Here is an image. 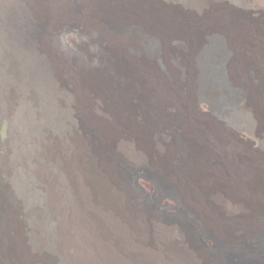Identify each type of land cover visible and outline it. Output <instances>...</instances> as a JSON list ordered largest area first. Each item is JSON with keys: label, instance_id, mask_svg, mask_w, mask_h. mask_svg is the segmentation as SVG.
Listing matches in <instances>:
<instances>
[{"label": "bare ground", "instance_id": "bare-ground-1", "mask_svg": "<svg viewBox=\"0 0 264 264\" xmlns=\"http://www.w3.org/2000/svg\"><path fill=\"white\" fill-rule=\"evenodd\" d=\"M112 1L105 10L119 17L121 25L131 21L130 15L138 16L131 18L136 22H144L135 34L126 26L127 31L118 30L109 20L107 27L117 37V48L106 50V61L114 71L116 68V78L103 75L101 63L71 68L49 55L28 58L11 79L7 70L0 76L1 89L9 90L10 83L14 84V105L7 101L2 105L4 112L12 114L14 126V156L8 160V170L27 173L42 169V156L37 154L41 148L34 137L50 136L57 147L69 144L68 155L54 153L44 160L50 201L62 213L60 233L53 230L40 198L26 199L24 189L21 187V193L20 185H15L29 213L25 216L16 204L0 202V264H223L204 250L191 248L180 225H163L145 210L141 196H132L122 170L117 169L118 158L111 155L118 141L131 163L153 168L177 187L178 206L196 215L200 230L215 232L228 247L264 234V148L240 146L235 138L238 133L255 135L249 121L243 120L249 114L256 116L264 131V82L256 69L260 63L264 65V22L251 18L243 24V16L232 19L212 5L200 4L202 0H191L195 4L191 9L195 16L190 13L193 24L209 15L215 25L212 32L220 37L217 47L206 48L205 61L213 74L205 94L199 97L196 60L202 45H191L185 53V49L168 48L171 38L192 41L194 35L187 23L191 18L186 15L174 29L159 14V0ZM140 31L155 41L152 55L146 40H139ZM196 39L195 44L200 37ZM135 47L136 52L127 57ZM19 48H24L21 43ZM219 52L225 53L221 62ZM177 58L179 65L174 64ZM215 65L221 66L225 84L244 92L233 101L232 109L224 105L233 119L212 106L214 96L220 100L228 96L226 89L216 87ZM118 75L123 78L118 80ZM48 90L77 97L84 116L76 119L61 110L49 100ZM134 93L151 100L150 109L161 118L168 113L166 109L181 117L173 125L185 143L179 153L176 140L167 142L172 135L155 133L158 130L154 132L146 123L144 112L130 99ZM94 99L102 104L95 113ZM64 134L67 140L61 144ZM67 187L74 200L61 203L58 194ZM3 209L11 218L7 219ZM41 230L46 235L40 234ZM241 256L262 264L264 249L247 247Z\"/></svg>", "mask_w": 264, "mask_h": 264}, {"label": "rangeland", "instance_id": "rangeland-1", "mask_svg": "<svg viewBox=\"0 0 264 264\" xmlns=\"http://www.w3.org/2000/svg\"><path fill=\"white\" fill-rule=\"evenodd\" d=\"M159 1L160 4H158L159 7H157V9H159V14L166 20L168 26L170 25L174 29L182 23V18L186 15L189 16V18L192 17L190 13L195 16V14L191 12V9L195 7V4L191 0L183 2L179 0L178 3L172 0ZM202 3L204 5H212V8L224 12L225 15L232 19L243 16V19L246 20L242 21L243 24L248 23L247 21L251 18L259 22H264V0H202L200 4ZM112 4V0H0V76H4L5 70H7L6 75L9 73L8 76L9 79H11L14 77L13 71L16 70L20 64H24L28 58L32 56L35 58L48 57L47 55H49V59L53 58L57 63H64V66H70L71 68L77 65H84L90 68L94 64L97 65L101 63L100 68L105 72L102 74L116 78V68L114 71L106 61V50L117 48V43L114 41L117 37L112 34V31H109L107 24L109 20H112L118 30L122 29L123 31H127L124 27L126 26L129 31H133V33L136 34L138 33L137 31H139L137 29H139L140 25L144 22H136L131 18L138 19V16L135 17L132 15L131 17L130 15L128 18L133 22L126 21L125 25H121L119 17H113L110 12L105 10L106 6L110 7ZM207 16L201 17L197 20L198 23L196 24H193L194 21L192 18L189 20L190 22H187L190 26L188 31H192V35H194L190 43H188V38L185 39L184 37L178 39L171 38L168 41L169 49H174L175 51H182L185 49L186 51L182 53L187 52L191 45H194L193 47L202 45L197 56L198 60H196L200 71V84L197 92L199 97L205 94L208 78H211L213 74L205 61L208 55V49L206 48L217 47L220 43L219 35L212 32L215 26L212 25V17L209 15ZM136 23L139 25H135ZM198 36L200 40L195 44ZM138 37L139 40H146V49L148 53L152 55L155 41L144 36L141 31ZM19 43L24 47L22 50L19 48ZM123 45L125 49L128 48L127 45ZM136 50L137 47L133 48L130 54H127V57L130 58ZM250 50L253 51V49ZM119 51H122L120 43ZM219 56L218 59L221 62L225 58V53L219 52ZM250 56L252 61L253 55L250 54ZM179 60L180 59L177 58L174 64L177 65ZM60 68H62V64ZM258 68V73L261 75L264 82V65L260 63V66L256 69ZM213 71L215 74L214 79H217L216 87L220 90L226 89L228 96L223 100L214 96L211 100L212 106L220 114H227V116L233 119V113L228 112L227 109L226 112L224 105H228L229 109H232L233 101L236 100V98H241L244 92L229 87L227 83L225 84L221 66L218 68L215 65ZM122 78V76L118 75V80ZM65 79L67 80L69 90L73 93V86L68 81L67 76H65ZM8 88L9 90L0 88V202L6 201L10 205L14 203L16 206L20 207L23 213L25 211V216L28 215L29 209L24 206L25 202L20 198V192L15 189V185H20V191L22 187L24 192L22 193L21 191V193L25 195L26 199L40 198L39 200L42 205L47 208L48 217L50 218L53 230L59 232L58 229H61L60 227L63 222L62 213L58 210L59 206L50 201L49 187L47 185L49 183L48 166L44 160L45 158L51 157L54 153L59 157L68 155L69 144L57 147V145L53 144L54 141L50 136L43 137L39 135L40 137H34V139L39 142V148H41L37 154H41L42 156V160L40 161L44 164L42 169L38 170V172L27 170V173L8 170V160L11 156H14L11 150V144L14 140V126L11 119L12 114L10 112H4L2 110V105L5 101L14 105V84L10 83ZM47 93L50 96L49 100L61 110L63 109L76 119L84 116L83 111L85 109L79 105L77 97L68 96L67 93H61L59 90H48ZM140 95L139 93H134L131 96L130 99H132L133 105L139 107L144 112L145 121L147 120L146 123L150 124L149 126L154 132L158 130L155 133H163L164 131L165 134L172 135V139H167V142H174L176 140L174 143L176 146L179 145L177 147L179 153L181 147H183L185 143L180 139L181 137L173 125H176L181 117L178 114H173L172 110L166 109L168 117L166 114V118H161L155 111L150 109L151 105L149 102L152 101L149 99H142ZM93 102L96 109L92 108V112L95 113L102 104L99 99H94ZM92 112L91 114H93ZM35 115L38 118L40 117L38 112ZM255 117L256 116L252 114L243 117V120L249 121L250 131L255 133V135L247 136L245 133H238L235 135V138L238 140L240 146H246L252 150H259L260 148H264V131L259 129L260 123L256 122L257 120ZM134 119L137 122L140 121L137 115L134 116ZM173 130H175V132ZM62 139L63 141L61 144H64V140H67L65 134L62 135ZM190 144L191 143H187V145ZM123 149H125L124 145L118 141L112 146L111 155L118 158L116 162L117 169L122 170L128 190L132 193V196H141L147 212L157 216L165 226L180 225L186 235V243H189L188 245H190L191 248L204 250L207 256L219 258L223 261V264H253V262H255L252 258L250 261L244 260L243 256H241V252L245 251L247 247L250 249H264V234H255L250 237L245 244L242 243L228 247L215 232L213 233L205 229L200 230L197 224L198 218H196L194 213L186 210L184 207L178 206L179 204L176 201L178 190L176 186L171 184L170 181L161 176L153 168L149 166L141 167L140 165L131 163L125 152H123ZM211 159L213 160L214 158L211 157ZM53 160L56 162L58 161L56 158H53ZM58 197L61 203H65L69 200L73 201L75 195L72 189L67 187L59 192ZM20 205L25 208H22ZM3 212L6 214V210ZM6 217L7 219L11 218L8 213ZM43 232L44 231L41 230L40 234L46 235V233L44 234ZM45 250L49 249L47 248ZM46 259L48 260L50 257ZM260 262L264 264V260Z\"/></svg>", "mask_w": 264, "mask_h": 264}]
</instances>
